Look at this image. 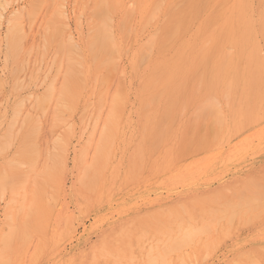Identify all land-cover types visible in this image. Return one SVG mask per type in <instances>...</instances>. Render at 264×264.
Listing matches in <instances>:
<instances>
[{
    "label": "rangeland",
    "instance_id": "obj_1",
    "mask_svg": "<svg viewBox=\"0 0 264 264\" xmlns=\"http://www.w3.org/2000/svg\"><path fill=\"white\" fill-rule=\"evenodd\" d=\"M0 4V145L11 136V143H6L10 147L0 151V174L4 170L9 178L4 181L0 176L8 183L2 186L9 188L0 187V236L13 229L5 241L10 245L0 240V263L19 264L24 259L21 264L35 260V264H149L146 258L154 256L156 264L165 260L170 264H254V260L264 264V0H0ZM105 10L110 21L101 17ZM101 19L112 28L108 31L114 44H105L115 46L118 55L108 53L106 45L99 47L103 38L96 30L103 26L99 28ZM172 28L180 36L176 31L173 36ZM57 30L60 36L53 33ZM66 41L77 45L72 46L75 54L71 48L65 50ZM9 45L20 47L10 46V50ZM65 57L75 63L71 60L69 65ZM73 69L79 70V78L68 74ZM207 98L211 105L216 99L223 120L210 114L211 105L201 108ZM42 100L45 106L39 105ZM200 108L203 112L198 115ZM218 120L222 122L219 132ZM8 161H14L13 165ZM258 187H263L260 199L255 193ZM224 209V218L220 219V213L214 217ZM232 211L236 214L230 223ZM206 224L211 229L204 233ZM184 225L204 232L194 234L187 248L177 247L160 261L158 253L166 255L164 245L168 251L177 229L180 244ZM23 233L31 237L24 241Z\"/></svg>",
    "mask_w": 264,
    "mask_h": 264
},
{
    "label": "bare ground",
    "instance_id": "obj_2",
    "mask_svg": "<svg viewBox=\"0 0 264 264\" xmlns=\"http://www.w3.org/2000/svg\"><path fill=\"white\" fill-rule=\"evenodd\" d=\"M255 1H256V0H255ZM255 3H256V2H255ZM259 5H261V3H259ZM0 7L2 8L1 4H0ZM104 7H105V6H104ZM101 8L103 9L102 11H104V8H103V7H101ZM2 9H3V8H2ZM218 9H219V8H218ZM250 9H251V8H250ZM33 10H34V9H33ZM3 11H4V10H3ZM105 11H106V12H105V15H102V14L100 13V14H101V17H102L103 19H104V17L106 16V14L108 13V12H107L108 10H105ZM220 11H221V10H220ZM225 11H226V10H225ZM33 12H34V11H33ZM252 12H253V11H252ZM188 13H189V12H188ZM226 13H227V12H226ZM245 13H246V12H245ZM33 14H35V13H33ZM33 14H32V16H33ZM103 14H104V13H103ZM180 14L182 15V13H180ZM13 15H14V14H13ZM181 15H179V16H181ZM220 15H222V14L219 13V17H220ZM233 15H234V14H233ZM244 15H245V14H244ZM0 16H1V15H0ZM98 16H99V18H101L100 15H98ZM98 16H97V17H98ZM154 16H155V15H154ZM179 16H178V17H179ZM245 16H246V15H245ZM248 16H249V15H248ZM1 17H2V16H1ZM174 17H175V16H174ZM227 17H228V16H227ZM107 18H108V17H107ZM189 18H190V16H189ZM189 18H188V19H189ZM239 18H240V17H239ZM244 18H245V20L248 19L247 17H244ZM246 18H247V19H246ZM251 18H252V17H251ZM105 19H106V17H105ZM152 19H153V18H152ZM177 19L179 20V18H177ZM177 19H176V21H177ZM188 19H186V21H187ZM217 19H218V18H217ZM12 20H13V19H11V21H12ZM106 20H107V19H106ZM108 20H109V18H108ZM108 20H107V21H108ZM147 20H148V19H147ZM218 20H221V19L219 18ZM218 20H217V22H218ZM229 20H230V19H229ZM1 21H2V20H1ZM8 21H9V19H8ZM8 21H7V22H8ZM11 21H10V22H11ZM48 21H50V20H48ZM51 21H52V20H51ZM101 21H102V22H101ZM104 21H105V20H102V19L100 20L99 28L101 27L100 25L103 24V26L107 27L108 29H107V28L104 29L103 26H102L100 29H98V26H97V29H98V30H96V34H97V36L100 37V39L103 38V43H101V42L99 43L100 45H102V44H103V45H102V46H99V47H103V46L105 47V45H106V44L109 45V43H110V44H112V43L114 44V42H112V40H111V39H112V36H111V35H112V34H111L112 32L108 31V30H111L112 28H111L110 26H108V24H106V22H105V24H104ZM109 21H110V20H109ZM179 21H180V20H179ZM226 21H227V20L225 19V22H226ZM249 21H250V20H249ZM252 21H253V20H252ZM263 21H264V15H263ZM174 22H175V21H174ZM174 22H173V23H174ZM217 22H216V23H217ZM8 23H9V22H8ZM53 23H54V22H53ZM93 23H94V22H93ZM147 23H148V22H147ZM177 23L180 24L178 21H177ZM177 23L175 22L174 25H173L172 27H174L175 24H177ZM185 23H186V22H185ZM243 23H245L244 25H246V22H243ZM13 24H14V23H13ZM49 24H50V23H49ZM55 24H56V23H54V26H55ZM57 24H58V23H57ZM91 24H92V23H91ZM168 24H169V23H168ZM168 24H167V25H168ZM178 24L174 27L175 29H176V27H178ZM186 24H187V23H186ZM206 24H207V22H206ZM167 25H166L165 27H167ZM181 25H182V24H181ZM224 25H225V24H224ZM237 25H238V24H237ZM237 25H236V26H237ZM15 26H16L15 24L12 25V27H13V29H14V32L16 31L15 28H14ZM51 26H52V25H51ZM57 26L59 27L60 25H57ZM121 26H123V25H121ZM144 26H145V25H144ZM187 26H188V24H187ZM215 26H217V25L215 24ZM226 26H227V25H226ZM233 26H234V25H233ZM241 26H242V24H241ZM12 27L10 26V28H11V29L9 28L10 31L12 30ZM17 27H18V26H17ZM46 27H47V29H48V26H46ZM55 27H56V26H55ZM58 27H57V28H58ZM145 27H146V26H145ZM188 27H189V26H188ZM222 27H223V26H222ZM231 27H232V26H230V28H231ZM243 27H245V26H243ZM243 27H242V29H243ZM252 27H253V26H252ZM53 28H54V27H53ZM53 28H52L51 30H54ZM59 28H60V27H59ZM62 28H64V27H62ZM174 28H172L173 32H172V30L170 31V32H172L173 34L169 32L170 35L172 34L173 36H175V34L177 33V30H175ZM185 28H186V27H185ZM195 28H196V26H195ZM219 28H220V26H219ZM9 29H8V33L10 32ZM26 29H27V28H26ZM55 29H56V28H55ZM102 29H103V31H105V32L102 33ZM116 29H117V28H116ZM119 29H120V28H119ZM165 29H166V28H165ZM169 29H170V27H169ZM177 29H178V28H177ZM233 29H234V27H233ZM246 29H247V28H246ZM17 30H18V29H17ZM19 30H21V28H20ZM92 30H93V29H92ZM99 30H101V32H100ZM128 30H129V32H130V29H128ZM179 30H180V32L182 33V31H181V27H180ZM185 30H186V29H185ZM187 30H188V29H187ZM228 30H229V29H228ZM228 30H225V31H228ZM234 30H235V29H234ZM234 30H232V32H233ZM21 31H23V30H21ZM21 31H20V32H21ZM36 31H37V30H36ZM58 31L61 32V30H57V33H56L55 31H54L53 33H55V35L58 36V35H59ZM98 31H99L100 33H99ZM175 31H176V33L174 34ZM109 32H110V33H109ZM163 32H164V31H163ZM212 32H213V31H212ZM215 32H216V31H215ZM232 32H231V33H232ZM248 32H250V31L248 30ZM51 33H52V31H51ZM51 33H50V34H51ZM101 33H102V34H101ZM154 33H155V35H156V32H154ZM169 33H168V34H169ZM183 33H184V32H183ZM183 33H182V34H183ZM186 33H187V31H186ZM188 33H189V32H188ZM188 33H187V34H188ZM11 34H12V33H11ZM11 34H9L8 37H10ZM94 34H95V33H94ZM96 34H95V35H96ZM98 34H101V35H98ZM109 34H110V35H109ZM128 34H129V33H128ZM182 34H181V37H182ZM191 34H192V33H191ZM243 34H244V33H243ZM6 35H7V32L5 33V37H6ZM33 35H34V34H33ZM51 35H52V34H51ZM153 35H154V34H153ZM163 35H164V34H163ZM165 35H166V34H165ZM170 35H169V37H170ZM177 35H179V34L177 33ZM203 35H204V34H203ZM232 35H233V33H232ZM244 35H245V34H244ZM250 35H251V33H250ZM13 36H14V34H13ZM45 36H46V34H45ZM59 36H60V35H59ZM97 36H95V37L97 38ZM120 36H121V35H120ZM173 36H172V37H173ZM179 36H180V35H179ZM179 36H177V39L180 38ZM192 36H193V35H192ZM194 36H195V35H194ZM29 37H30V35H29ZM37 37H38V36H37ZM110 37H111V38H110ZM118 37H119V36H118ZM155 37H156V36L151 37V38L149 37V38L152 40V39H155ZM175 37H176V36H175ZM12 38H13V37H12ZM16 38H17V37H16ZM50 38H51V37H50ZM127 38H128V37H127ZM167 38H168V37H167ZM193 38H194V37H193ZM250 38L252 39V37H250ZM250 38H249V39H250ZM42 39H43V38H42ZM66 39H67V38H66ZM98 39H99V38H98ZM98 39H96V40L94 39V40H95V41H94L95 43H93V44H96V41H97ZM100 39L98 40V42L100 41ZM120 39H121V38H120ZM150 39H148V41H147V40H146V41L149 43V42H150ZM168 39H169V38H168ZM168 39H167V42H166V43H168ZM181 39H182V38H181ZM187 39H188V38H186V41H187ZM191 39H192V38H191ZM232 39H233V38H232ZM71 40H72V39H71ZM117 40H118V39H117ZM126 40H127V39H126ZM169 40H171V38H170ZM189 40H190V39H189ZM238 40H239V39H238ZM9 41H10V40H9ZM11 41H12V40H11ZM17 41H18V39H17ZM67 41H69V38H68ZM67 41H66V42H67ZM153 41H154V40H153ZM156 41H157V40H156ZM177 41H180V40H177ZM181 41H183V40H181ZM186 41H185V39H184V42H186ZM213 41H214V40H213ZM250 41H252V40H250ZM59 42H60V41H59ZM70 42H71V41H70ZM98 42H97V43H98ZM105 42H106V44H105ZM111 42H112V43H111ZM147 42H146V43H147ZM172 42H173V40H172ZM184 42H183V44H184ZM190 42H191V41H190ZM214 42H215V41H214ZM233 42H234V40H233ZM243 42H244V40H243ZM44 43H45V42H44ZM118 43H119V42H118ZM146 43L144 42L143 45H146ZM153 43H154V42H152V43L150 44V46H152ZM166 43H165V45H166ZM173 43H174V42H173ZM187 43H188V42H187ZM187 43H186V44H187ZM207 43H208V41L205 43V45H206ZM229 43H230V42H229ZM236 43H237V41H236ZM251 43H252V42H250V45H251ZM8 44H9V43H8ZM10 44H11V42H10ZM12 44H13V42H12ZM49 44H50V42H49ZM61 44H62V43H61ZM68 44H69V45H68ZM73 44H74V43H73ZM73 44L71 45V43H68V42H67V44H65V50H66V49H67V50H70V48H71V50H74V51H72V53H74L75 50L77 51V49H76L75 47H72V46H77V45H73ZM93 44H92V46H94ZM170 44H171V43H170ZM14 45H15V44H14ZM14 45H9V47H10V46H13V47H14ZM16 45H17V44H16ZM16 45H15V46H16ZM67 45H68V47H67ZM70 45H71V46H70ZM90 45H91V44H90ZM108 45H106V46H108ZM156 45H157V44L155 43L154 46H156ZM176 45L178 46L179 44L177 43ZM205 45H204V46H205ZM229 45H230V44H229ZM229 45L227 46L228 48L230 47ZM92 46H91V47H92ZM233 46H234V43H233ZM17 47H20V46H17ZM17 47H16V48H17ZM55 47L57 48V46H55ZM58 47H59V46H58ZM61 47H62V46H61ZM66 47H67V48H66ZM99 47H98V49H96V50H99V49H100ZM104 47H103V48H104ZM108 47H109V48L106 49V50L108 51V53L112 52L111 54L114 55V54H113V52H114V53H117V55H118V52L116 51L117 49L115 48V49H116V50H115L116 52H115L114 49H113V47H115V46H113V47L108 46ZM110 47H111V48H110ZM129 47H130V46H129ZM202 47H203V46H202ZM14 48H15V47H14ZM16 48H15V49H16ZM105 48H106V47H105ZM155 48H156V47H154L153 49H155ZM17 49H18V48H17ZM101 49H102V48H101ZM111 49H112V50H111ZM230 49H231V47L229 48V50H230ZM248 49H249V48H248ZM248 49H247V50H248ZM10 50H11V47H10ZM35 50H37V49L35 48ZM102 50H103V49H102ZM109 50H110V52H109ZM147 50H148V49H147ZM227 50H228V49H227ZM227 50H226V52H227ZM242 50H243V49H242ZM37 51H38V50H37ZM104 51H105V50H103V52H104ZM126 51H127V50H126ZM200 51H201V49H200ZM9 52H11V51H9ZM14 52H15V51H14ZM14 52L12 53L13 56H15ZM150 52H151V50H150ZM250 52H251V51H250ZM15 53H16V52H15ZM54 53H55V52H54ZM66 53H67V54H66L65 56L68 55V51H66ZM97 53H98V52H97ZM97 53H96V55H97ZM125 53H127V52H125ZM203 53H204V52H202V54H203ZM246 53H247V56H248L249 53H248L247 51H246ZM12 54H10V55H12ZM62 54H63V52H62ZM69 54H71V51L69 52ZM74 54H75V53H74ZM111 54H110V56H111ZM134 54H135V53H134ZM181 54H182V53H181ZM90 55H91V54H90ZM108 55H109V54H108ZM132 55H133V54H132ZM141 55H142V54H141ZM144 55H145V54H144ZM144 55H143V56H144ZM251 55H252V54H251ZM53 56H54V57H52V59L54 58V60H55L56 53H55ZM61 56H62V55H61ZM76 56H78V55L76 54ZM145 56H146V55H145ZM218 56H219V55H218ZM240 56H241V55H240ZM247 56L244 57V58H247ZM70 57H71V56H70ZM78 57H80V56H78ZM65 58L68 59V64L71 63L72 61L74 62L73 59H71V60H72V61H71L70 58H68V57H65ZM250 58H251V57H250ZM250 58H249V59H250ZM252 58H253V57H252ZM13 59H14V58H13ZM145 59H147V58L145 57ZM204 59H205V58H204ZM261 59H262V58H261ZM60 60H61V59H60ZM65 60H66V59H65ZM109 60H110V59H109ZM117 60H118V58H117ZM141 60H142V59H141ZM141 60H140V62H141ZM103 61H104V60H103ZM112 61H113V60H112ZM201 61H202V60H201ZM203 61H205V60H203ZM203 61H202L201 63H203ZM214 61H215V59H214ZM52 62H53V61H52ZM73 62H72V63H73ZM76 62H77V61H76ZM113 62H114V61H113ZM53 63H54V62H53ZM53 63H52V64H53ZM72 63H71V64H72ZM74 63H75V62H74ZM102 63H103V62H102ZM102 63H101V64H102ZM104 63H105V62H104ZM104 63H103V64H104ZM106 63H107V61H106ZM114 63H115V62H114ZM141 63H142V62H141ZM59 64H61V63L59 62ZM107 64H108V63H107ZM107 64H106V65H107ZM204 64H205V63H204ZM204 64H203V66H204ZM231 64H232V63H231ZM233 64H234V63H233ZM20 65H21V64H20ZM69 65H70V64H69ZM76 65H77V66H80V64H77V63L74 64V66H76ZM199 65H200V64H199ZM229 65H230V64H229ZM240 65H241V64H240ZM22 66H23V65H22ZM51 66H52V65H51ZM59 66H60V65H59ZM59 66H58V67H59ZM72 66H73V65H72ZM111 66H112V63H111ZM230 66H231V65H230ZM232 66H233V65H232ZM26 67H27V66H26ZM58 67H57V69H58ZM80 67H81V66H80ZM199 67H200V66H199ZM235 67H236V64H235ZM51 68H52V67H51ZM59 68H60V67H59ZM111 68H113V67H111ZM111 68H110V69H111ZM117 68H118V66H117ZM48 69H49V68H48ZM69 69H71L70 66L68 67V70H67V71H69ZM107 69H108V66H107ZM107 69H106V70H107ZM113 69H114V68H113ZM198 69H200V68H198ZM198 69L195 70V73L198 71ZM203 70H204V67H203ZM57 71H58V70H57ZM70 71H71V70H70ZM75 71H76V72H75ZM77 71L79 72V70H74V69H73V71H71V73H68V74H69V75H71V74L74 75V73H75V75H76V73H78ZM116 71H117V70H115V72H116ZM250 71H251V70L249 69V72H250ZM58 72H59V71H58ZM84 72H85V71H84ZM113 72H114V70H113ZM202 72H204V71H202ZM257 72H258V71H256V73H257ZM263 72H264V71H263ZM45 73H46V72H45ZM105 73H106V72H105ZM111 73H112V72H111ZM78 74H79V73H78ZM78 74L76 75L77 78H79V77H78ZM80 74H81V73H80ZM80 74H79V75H80ZM103 74H104V73H103ZM160 74H162V73H160ZM200 74H201V73H200ZM200 74H199V75H200ZM233 74H234V73H233ZM44 75H45V74H44ZM63 75H64V73H62V76H63ZM65 75H66V71H65ZM73 75H72V76H73ZM75 75H74V76H75ZM93 75H94V74H93ZM202 75H203V73H202ZM202 75H201V76H202ZM46 76H47V75H46ZM201 76H200V78H201ZM76 77H75V78H76ZM82 77H83V75H82ZM104 77H105V76H104ZM231 77H232V76H231ZM16 78H17V77H16ZM99 78H100V77H99ZM102 78H103V77H102ZM200 78H199V79H200ZM252 78H253V77L251 76V77H250V82L252 81ZM63 79H65L64 76H63ZM201 79H203V78H201ZM258 79H259V80H262V79H263V76L260 75V76L258 77ZM99 80H100V79H99ZM101 80H102V79H101ZM101 80H100V81H101ZM244 80H245V78H244ZM79 81H82V82H83V79L81 78V80H79ZM100 81H99V82H100ZM104 81L106 82L105 84L107 85V81H108V80H106V78H105ZM156 81H157V79H156ZM200 81H201V80H200ZM40 82H41V81H40ZM210 83H211V82H210ZM99 84H100V83H99ZM101 84H102V83H101ZM199 84H200V83H199ZM202 84H203V83H202ZM98 86H99V85H98ZM18 87H19V86H18ZM121 87H122V86H121ZM20 88H21V87H20ZM52 88H53V87L51 86V89H52ZM160 88H161V86H160ZM198 88H199V87H198ZM229 88H230V87H229ZM18 89H19V88H18ZM104 90H105V89H104ZM162 90H163V89H162ZM50 91H51V90H50ZM183 91H184V90H183ZM210 92H212V91H210ZM196 93H197V92H196ZM228 93H229V92H228ZM49 94H50V93H49ZM58 94L60 95V93H58ZM159 94H160V96H161V92H160ZM2 96H3V95H2ZM29 96H30V95H29ZM209 96H210V95H209ZM30 97H31V96H30ZM42 98H43V97H42ZM46 98H47V97H46ZM101 98H102V95H101ZM140 98H141V97H140ZM104 99H105V98H104ZM157 99H159V97H158ZM157 99H156V102H157ZM38 100H39V99H38ZM38 100H37V103H38ZM43 100H44V99H43ZM43 100H42V102H39V105H40V103H42V104L45 106V103H44L45 101H43ZM57 100H59L58 97H57L56 101H57ZM118 100H119V99H118ZM149 100H150V99H149ZM207 100H208V98H207ZM213 100H214L213 102H214V105H215V106H214L213 104L211 105V103H210L209 100H208V103H205V101H204V102H202L203 104H201V105L207 104V105H204L205 107L211 105V106H210V110H209V111H211L210 114L215 113L214 115H215V116L217 115V116H216L217 119L220 118L221 120H223V118H221V117H222V114L219 113V114H221V116L218 114L219 107L216 106V105H217V103L215 102L216 99L214 98ZM34 101H36V100H34ZM90 101H91V100H90ZM152 101H153V100H152ZM211 101H212V100H211ZM48 102H49V101H48ZM176 102H177V100H176ZM206 102H207V101H206ZM213 102H212V103H213ZM66 103H67V102H66ZM87 103H88V102H87ZM104 103H105V101H104ZM104 103H103V104H104ZM209 103H210V104H209ZM16 104H17V103H16ZM18 104H21V103L19 102ZM30 104H31V103H30ZM34 104H35V102H34ZM46 104H48V103H46ZM57 104H59V103L57 102ZM69 104H70V103H69ZM90 104H92V103H90ZM113 104H114V103H113ZM171 104H172V102H171ZM220 104H221V103H220ZM31 105H32V104H31ZM31 105H30V106H31ZM35 105H37V107H38V104H35ZM60 105H61V104H60ZM101 105H102V104H100V106H101ZM158 105H159V103H158ZM218 105H219V104H218ZM46 106H47V105H46ZM71 106H72V105H71ZM204 106L201 107V108H203V109H207V107L205 108ZM239 106H240V105H239ZM37 107H36V108H37ZM64 107H66V106L63 105V109H64ZM89 107H90V106L87 107V105H86V108H89ZM183 107H184V106H183ZM183 107H182V109H183ZM215 107H216V108H215ZM13 108H14V107H13ZM40 108H41V107H40ZM45 108H46V107H45ZM102 108H103V107H102ZM169 108H170V107H169ZM201 108H200V109H197L198 112L196 111V112L198 113V115L201 114L200 111L203 112V109L201 110ZM217 108H218V109H217ZM139 109H140V108H139ZM224 109H226L225 106H224ZM66 110H67V109H66ZM84 110H85V109H84ZM99 110H100V108H99ZM16 111H17V110H16ZM55 111H56V110H55ZM85 111H86V110H85ZM110 112H112V109H111ZM257 112H259V111H257ZM58 113H59V112H58ZM90 113H91V112H90ZM112 113H113V112H112ZM197 113H194V114L196 115ZM60 114H64V113H60ZM83 114H84V112H83ZM152 114H153V113H152ZM210 114H209V115H210ZM24 115H25V114H24ZM24 115H23V117H24ZM28 115H29V114H28ZM166 115H168V114H166ZM198 115H196V117H197ZM255 115H256V114H255ZM25 116H26V115H25ZM112 116H113V115H112ZM175 116H176V114H175ZM211 116H212V115H211ZM218 116H219V117H218ZM242 116H243V115H242ZM258 116H259V115H258ZM258 116H257V117H258ZM262 116H263V115H262ZM29 117H30V116H28V118H29ZM98 117H99V116H98ZM260 117H261V116H260ZM260 117H259V118H260ZM31 118H32V117H31ZM88 118H89V117H88ZM96 118H97V117H96ZM164 118H165V117H164ZM192 118H193V117H192ZM213 118H214V117L212 116L211 119H213ZM239 118H240V116H239ZM239 118H237V119L239 120ZM241 118H242V117H241ZM259 118H258L257 120H259ZM23 119H24V118H23ZM23 119H22V120H23ZM197 119H198V117H197ZM197 119H196V120L194 119V120L197 121ZM204 119H205V117H204ZM254 119H255V118H254ZM260 119H261V118H260ZM15 120H16V119H15ZM15 120H14V121H15ZM22 120H21V121H22ZM87 120H89V119H87ZM221 120H218V122H216L218 125H220V128H219V127L217 126V124H216V126H217V131H218V132L220 131L219 129H221V126H222V122H221V124H219V122H220ZM28 121H29V119H28ZM93 121H94V120H93ZM95 121H96V120H95ZM202 121L204 122L205 120H202ZM242 121H243V120H242ZM242 121H241V122H242ZM25 122H27V121H25ZM31 122H32V121H31ZM39 122H40V121H39ZM172 122L174 123V121H172ZM211 122H212V121H211ZM213 122H214V119H213ZM224 122H225V121H224ZM236 122H237V121H236ZM28 123H30V121H29ZM33 123H34V122H33ZM33 123H32V124H33ZM60 123H61V122H60ZM30 125H31V124H30ZM34 125H36V123H34ZM192 125H193V123H192ZM192 125L190 126V128L192 127L191 131H192V134H193V126H192ZM208 125H209V128H210V124H208ZM237 125H238V124H237ZM10 126H11V125H10ZM22 126H23V125H22ZM39 126H40V125H39ZM69 126H70V125H69ZM211 126H212V125H211ZM11 127H13V126H11ZM27 127H29V126H27ZM27 127L25 126L24 129H27ZM30 127H32V126H30ZM143 127H144V126H143ZM163 127H164V126H163ZM21 128H22V127H21ZM21 128H20V129H21ZM35 128H36L37 130H39V128H37V127H35ZM55 128H56V127H55ZM203 128H204V127H203ZM11 129H12V128H11ZM11 129H9V131H12ZM24 129H22V130L24 131ZM28 129H29V128H28ZM32 129H34V128H32ZM56 129H57V128H56ZM67 129H68V127H67ZM69 129H70V127H69ZM71 129H72V127H71ZM84 129H85V128H84ZM34 130H35V129H34ZM142 130H143V129H142ZM202 130H203V129H202ZM212 130H213V128H212V129L210 128V131H211V132H212ZM25 131H26V130H25ZM210 131H209V132H210ZM237 131H238V130H237ZM6 132H8V131H6ZM15 132H16V131H15ZM83 132H84V131H83ZM218 132H217V133H218ZM17 133H19V131H17ZM17 133H16V134H13V136L15 135V138L17 137ZM20 133H21V132H20ZM22 133H23V132H22ZM24 133H26V132H24ZM53 133H54V132H53ZM69 133H70V132H69ZM6 134H11V133L8 132V133H6ZM34 134H35V133H34ZM163 134H164V133H163ZM170 134H171V133H170ZM211 134H213V132H212ZM211 134H210V135H211ZM11 135H12V134H11ZM19 135H20V134H19ZM31 135H32V133H31ZM80 135H81V134H80ZM161 135H162V134H161ZM217 135H218V134H217ZM222 135H223V134H221V136H222ZM3 136H4V135H3ZM20 136H21V135H20ZM22 136H23V135H22ZM81 136H82V135H81ZM189 136H191V134H189ZM6 137H7V136H6ZM27 137H28V136H27ZM34 137H35V136H34ZM116 137H117V136H116ZM142 137H143V136H142ZM142 137H141V138H142ZM1 138H3V137H1ZM7 138H8V137H7ZM9 138H10L9 141L6 139V140H7V141L5 140L6 142H4V141L1 142L0 147H1L3 144H4V146L0 148V149H1L0 151H4V150H5V147L8 146V144H6V143H11V142H10V141H11V136H9ZM15 138H14L13 140H15ZM36 138H37V137H36ZM59 138H60V137H59ZM59 138H58V139H59ZM80 138H81V137H80ZM202 138H204V135L202 136ZM215 138H216V137H214V138H212V139L214 140ZM20 139H21V138H20ZM22 139H23V138H22ZM22 139H21V140H22ZM17 140H18V139H17ZM121 140H122V139H121ZM191 140H192V139H191ZM191 140H190V141H191ZM57 141H58V140H57ZM160 141H161V140H160ZM13 142H14V141H13ZM21 142H23V141H21ZM61 142H62V141H61ZM2 143H3V144H2ZM33 143H34V142H33ZM13 144H14V143H13ZM22 144H23V143H22ZM35 144H37V143L35 142ZM63 144H64V143H63ZM114 144H115V143H114ZM159 144H161V143H159ZM5 145H6V146H5ZM25 145H26V144H25ZM29 145H30V144H29ZM121 145H122V144H121ZM18 146H19V145H18ZM35 146H36V145H35ZM44 146H45V145H44ZM204 146H206V143H205ZM8 147H10V144H9ZM155 147H156V146H155ZM2 148H3V149H2ZM56 148H57V147H56ZM113 148H114V147H113ZM7 149H8V148H7ZM18 149H20V148H18ZM36 149H37V147H36ZM36 149H35V151H36ZM242 149H244V147H243ZM38 150H39V149H38ZM54 150L56 151V149H54ZM237 150H238V149H237ZM20 151H21V150H20ZM22 151H23V149H22ZM24 151H25V150H24ZM17 152H18V150H17ZM160 152H161V151H160ZM112 153H114V151H113ZM0 154H1V153H0ZM43 154H44V153H43ZM65 156H66V155H65ZM19 157H20V156H19ZM93 157H94V155H93ZM146 157H147V156H146ZM159 157H160V156H159ZM31 158H32V157H31ZM169 158H170V156H169ZM20 159H21V158H20ZM32 159H33V160L35 159V162H36V156H35L34 158H32ZM14 160H15V159H14ZM27 160H28V159H27ZM83 160H84V159H83ZM110 160H111V159H110ZM161 160H162V159H161ZM22 161H24V159H22ZM65 161H66V160H65ZM209 161H210V160H209ZM8 162H9V161H8ZM13 162H14V161L9 162V163H12V165H13ZM16 163L18 164V162H16ZM16 163H15V164H16ZM23 163H24V162H23ZM28 163H29V160L27 161V164H28ZM33 163H34V162H33ZM226 163H227V162H226ZM19 164H21V163H19ZM27 164L25 163V164H21V165H25V166H27ZM31 164H32V163H31ZM39 164H40V163H39ZM185 164H186V163H185ZM203 164H204V163H203ZM207 164H208V163H207ZM6 165H7V164H6ZM8 165H9V164H8ZM65 165H66V164H65ZM166 165H167V164H166ZM200 165H201V164H200ZM200 165H198V166H200ZM9 166H10V165H9ZM28 166H29V165H28ZM85 166H86V165H85ZM85 166L83 167V168H84L83 173H84V171H86V170H85V169H86ZM110 166H111V164H110ZM201 166H202V165H201ZM201 166H200V167H201ZM7 167H8V166H7ZM7 167H3L2 169L7 168ZM89 167H91V166L88 165V169H89ZM203 167H204V166H203ZM23 168H24V167H23ZM32 168H33V167H32ZM115 168H116V166H115ZM115 168L113 169L114 171H115ZM144 168H145V167H144ZM40 169H41V168H40ZM65 169H66V168H65ZM198 169H200V168L198 167ZM8 170H9V169H8ZM10 170H11V169H10ZM23 170H24V169H23ZM26 170H27V168H26ZM81 170H82V169H81ZM111 170H112V167H111ZM164 170H165V169H164ZM196 170H197V169H196ZM201 170H202V169H201ZM205 170H206V169H205ZM3 171H4V170H3ZM3 171H1L2 173L0 174V176H2L3 173L5 172V171H4V172H3ZM107 171H108V170H106V172H107ZM167 171H168V170H167ZM176 171H177V170H176ZM202 171H203V170H202ZM6 172H7V171H6ZM9 172H10V171H9ZM9 172H8V174H9ZM39 172H40V171H39ZM164 172H165V171H164ZM204 172H205V171H204ZM83 173H82V174H83ZM115 173H116V172H115ZM196 173H197V172H196ZM200 173H201V172H200ZM28 174H29V173H28ZM28 174H27V175H28ZM84 174H86V172H85ZM106 174H107V173H106ZM154 174H155V173H154ZM15 175H17V174H15ZM18 175H20V173H19ZM21 175H22V174H21ZM23 175H24V174H23ZM34 175H36V174L34 173ZM34 175H33V176H34ZM6 176H7V174H6ZM37 176H38V175H37ZM127 176H128V175H127ZM4 177H5V176L3 175L1 178L4 179ZM30 177H31V176H30ZM34 177H35V176H34ZM34 177H33V178H34ZM112 177H114V176H112ZM148 177H149V176H148ZM16 178H20V177L18 176V177H16ZM16 178H14V179H16ZM80 178H81V176H80ZM80 178H79V180H80ZM83 178H85V176H84ZM116 178H117V177H116ZM20 179H22V178H20ZM20 179H19V181H20ZM23 179H24V180H27V176H26V179H25V178H23ZM34 179L36 180L37 178H34ZM147 179H148V178H147ZM5 180H9V178L5 177L4 181H5ZM4 181L0 180V187H3V188H4L5 185H7V187H8V183H7V184H4V183H5ZM11 181H12V179H11ZM41 181H42V180H41ZM128 181H129V180H128ZM167 181H168V180H167ZM1 182H2L3 184H2ZM6 182H7V181H6ZM12 182H13V181H12ZM12 182H11L10 184H12ZM17 182H18V181H17ZM21 182H22V181H21ZM25 182H26V181H24V183H21V185H22V184L24 185ZM102 182H103V180H102ZM102 182H101V183H102ZM13 183L15 184V182H13ZM19 184H20V183H19ZM19 184H17V185H19ZM2 185H4V186H2ZM15 185H16V184H15ZM23 185H22V186H23ZM110 185H111V184H110ZM257 185H258V184H257ZM102 186H103V185H102ZM102 186H101V187H102ZM105 186H106V185H105ZM254 186H255V184H254ZM10 187H11V185H10ZM12 187H13V185H12ZM12 187H11V188H12ZM111 187H112V185H111ZM97 188H98V187H97ZM109 188H110V187H109ZM259 188H261V187H258V188L256 189V191L258 190V192H255V193H258V194L260 195V196H259V199H260V198H261V195H262V191H263L262 189H263V187L261 188V190H260ZM1 189H2V188H1ZM4 189H5V191H6V190L9 189V188H7V189L4 188ZM4 189H2V190L4 191ZM21 189L24 190V187H21ZM69 189H70V188H69ZM22 190H21V191H22ZM27 190H28V189H27ZM102 190H103V189H102ZM259 190H260V191H259ZM161 191H162V190H161ZM254 191H255V190H254ZM100 192H101V190H100ZM260 192H261V193H260ZM0 193H2V192H0ZM44 193H45V192H44ZM255 193H254V194H255ZM7 194H8V192H7ZM9 194H10V193H9ZM97 194H98V193H97ZM263 194H264V191H263ZM0 195H3V194H0ZM21 195L24 196V195H25V192L22 193ZM97 196H98V195H97ZM97 196H96V198H97ZM262 196H263V195H262ZM24 197H25V196H24ZM100 197H102V196H100ZM1 198H2V196H1ZM9 198H11V197H9ZM20 198H21V197H20ZM247 198H248V197H247ZM263 198H264V197H263ZM263 198H262V199H263ZM11 199H12V198H11ZM11 199H10V201L13 200V199H12V200H11ZM99 199H100V198H99ZM99 199H98V200H99ZM101 199H102V198H101ZM256 199H258V198H253L254 202H256L255 205H257V204L260 205L259 203H257L258 200H256ZM20 200H21V199H20ZM250 200H251V202H253L252 199H250ZM0 201H1V200H0ZM10 201H9V203H10ZM23 201H24V200H23ZM244 201H245V199H244ZM260 201H261V200H260ZM258 202H259V201H258ZM262 202H263V201H262ZM20 203H23V202L21 201ZM20 203H18L17 206H18ZM237 203H238V202H237ZM246 203H247L246 205H248V201H246ZM6 204H7V203H6ZM263 204H264V203H263ZM263 204L261 203L262 206H263ZM61 205H62V204H61ZM149 205H150V204H149ZM221 205H222V204H221ZM228 205H229V204H228ZM240 205H241V204H240ZM246 205H245V206H246ZM9 206H10V205H9ZM20 206H21V204L19 205V211L22 210V209H21L22 207L20 208ZM22 206H23V205H22ZM230 206H233V205H230ZM235 206H237V205H235ZM235 206H234V207H235ZM252 206H253V205H252ZM252 206H251V207H252ZM10 207H11V206H10ZM237 207H239V206H237ZM237 207L235 208V211H236ZM255 207H257V206H255ZM10 209H11V208H10ZM27 209H28V211H29V205H28ZM56 209H57V208H56ZM248 209H249V207H248ZM15 210H16V212L18 213L17 209H15ZM226 210H227V209H224L223 211H221V210H220V211H217V214H218V215L215 214L214 217H217V218H218L219 213H220V219H221V218H224V216H225V214H226V212H227ZM231 210H232V207H231ZM252 210H253V209H252ZM254 210H255V209H254ZM262 210H263V208H262ZM225 211H226V212H225ZM237 211H238V210H237ZM16 212H15V213H16ZM222 212H223V213H222ZM239 212H240V211H239ZM244 212H245V211H244ZM244 212H243V213H244ZM17 213H16V214H17ZM82 213H83V212H82ZM213 213H215V210H214ZM224 213H225V214H224ZM232 213H234V212L232 211ZM232 213H230V215L228 216V220H229L228 222H230V217H231V219H232V218L234 219L233 216H235L236 213H234V214H232ZM260 213H261V212H260ZM221 214L224 215V216H222ZM54 215H55V214H54ZM66 215H67V214H66ZM66 215H65V216H66ZM8 216H10V215H8ZM16 216H17V215H15V219H16ZM25 216H26V215H25ZM70 216H72V215H70ZM256 216H257V215H256ZM54 217H55V216H54ZM247 217H248V216H247ZM10 218H11V217H10ZM24 218H27V216L24 217ZM248 218H249V217H248ZM220 219H219V220H220ZM233 219H232V220H233ZM248 220H249V219H248ZM69 221H70V220H69ZM69 221H68V222H69ZM207 221L210 222L209 219H208ZM207 221H206V222H207ZM8 222L11 223V220H8ZM57 222H58V221H57ZM178 222H179V221H178ZM24 223H25V222H24ZM51 223H52L53 226H54L55 223H53L52 221H51ZM230 223H232V222H230ZM257 223H258V222H257ZM27 224H28V222H27ZM216 224H217V223H216ZM66 225H67V224H66ZM68 225H69V224H68ZM114 225H115V224H114ZM178 225H179V223H178ZM206 225H207V224H206ZM206 225H204V226L206 227ZM9 226H10V225H9ZM180 226H181V225H180ZM192 226H193V225H192ZM192 226H189V227H187L186 225L183 226V229H182V237H180L182 240L180 239V244H177V243L179 242V238L177 237V234H178V231H180V230L177 229V234H176V237H177V238L174 237V238L172 239L173 244H174L175 241H176V243H175L174 245L172 244V246L170 245L172 248L168 245L169 248L171 249V250L168 249L169 252L166 250L167 248H165L166 246L164 245V244L166 243V241L169 239L168 237H170V236L167 235L168 237L166 238L165 243H163V245H164V249H165V250L163 249V246L160 247V249L162 248L161 251L164 250V251H162V252H165V253H166V255H164V253H162V254L164 255V257H163V256L160 257L161 255H159V253H158L159 251L157 250V247H156V245H155V248H156L155 252L158 251L157 253H158V256H159V260H160V261H163V260H165V258H167V253L169 254L171 251H175V250H177L178 248H181V247L184 246V245H185V246L188 245L187 243H190V242H192V241L194 240L193 238L196 237L195 235H197V234H202V233H201V230H202L201 227H197V228L200 229V230L197 229V230H198V232H197L196 227L193 226V227H195V229H194V228H192ZM204 226H202L203 229L205 228ZM12 227H13V226H10V229H11ZM49 227H50V226H49ZM68 227H69V226H68ZM178 227H179V226H178ZM253 227H254V226H253ZM13 228H16V227H13ZM65 228H66V227H65ZM112 228H113V227H112ZM179 228H180V227H179ZM214 228H215V227H214ZM250 228H251V227H250ZM7 229H8V227H7ZM7 229H6V230H7ZM51 229H52V226H51ZM208 229H211V225H207V228L204 229L205 232H204L203 230H202V232L206 233V230H208ZM215 229H216V228H215ZM215 229H214V231H216ZM11 230L13 231V229H11ZM56 230H57V229H56ZM195 230H196V232H195ZM12 231L8 232V234H11ZM52 231H53V230H52ZM65 231H67V230H65ZM110 231L112 232L113 230H110ZM257 231H258V230H257ZM58 232H60V231H58ZM58 232H57V233H58ZM102 232H103V231H102ZM208 232H209V230H208ZM5 233H6V232H5ZM25 233H26V232H25ZM55 233H56V232H55ZM55 233H53V234L55 235ZM137 233H139V232H137ZM179 233H180V232H179ZM196 233H197V234H196ZM8 234H7V235H8ZM40 234H41V233H40ZM49 234H50V233H49ZM69 234H70V233H69ZM194 234H195V235H194ZM2 235H3V234H2ZM7 235L5 236V234H4V236H5L4 238H2V237L0 236V237H1L0 240L2 241V239H4V240H3L4 242L6 241L7 238H8V240H9L10 237H7ZM23 235H24V237H25V238H24V241H25L26 238L31 237L29 234H28L29 236H26V234H24V233H23ZM60 235H61V232H60ZM60 235H57L58 238H59ZM112 235H113V234H112ZM37 236H38V235H37ZM43 236H44V235H43ZM110 236H111V235H110ZM194 236H195V237H194ZM203 236H204V235H203ZM11 237H13V236H11ZM22 237H23V236H22ZM66 237H67V236H66ZM68 237H69V236H68ZM100 237H101V236H100ZM103 237H104V236H103ZM53 238H54V237H53ZM59 239H60V238H59ZM65 239H66V238H65ZM162 239H163V238H162ZM192 239H193V240H192ZM27 240H28V239H27ZM29 240H30V242H31L32 238H30ZM29 240H28V241H29ZM62 240H63V239H62ZM174 240H175V241H174ZM3 241L1 242V244L3 243ZM21 241H22V240H21ZM24 241H23V242H24ZM28 241H27V242H28ZM48 241H49V240H48ZM54 241H55V240H54ZM100 241H101V240H100ZM113 241H114V240H113ZM149 241H150V240H149ZM172 241H171V242H172ZM33 242H34V241H33ZM50 242H51V241H50ZM158 242H160V241H158ZM171 242H170V244H171ZM181 242H182V243H181ZM9 243H10V241H8L7 243L5 242L4 245H8ZM37 243L39 244V242H37ZM53 243H54V242H53ZM141 243H142V241H141ZM153 243H154V242H153ZM223 243H224V242H223ZM54 244H55V243H54ZM99 244H100V243H99ZM111 244H112V243H111ZM149 244H150V243H149ZM181 244H182V245H181ZM4 245H3V246H4ZM9 245H10V244H9ZM26 245H27V243H26ZM97 245H98V244H97ZM177 245H180V247L177 246ZM192 245H193V244H192ZM38 246H39V245H38ZM40 246H41V244H40ZM56 246H57V244H56ZM56 246H54V247H56ZM98 246H99V245H98ZM185 246H184V248H185ZM189 246H190V245H189ZM189 246H188V247H189ZM27 247H28V246H27ZM52 247H53V246H52ZM146 247H147V246H146ZM177 247H178V248H177ZM191 247H192V246H191ZM1 248H2V247H1ZM119 248H120V247H119ZM149 248H151L150 245H149ZM149 248H148V252H147L148 254H149V252L151 251V249H149ZM173 248H174V249H173ZM186 248H187V246H186ZM29 249H30V248H29ZM29 249H27V250H29ZM37 249H38V248H37ZM47 249H48V247H47ZM56 249H57V248H56ZM56 249H54V251H55ZM182 249H183V247H182ZM7 250H9L8 247H7ZM38 250L40 251V249H38ZM41 250H42V248H41ZM35 251H36V249H35ZM50 251H52V250H50ZM179 251H180V250H179ZM8 252H9V251H8ZM23 252L25 253V251H23ZM23 252H22L21 256H22V255L24 256ZM36 252H37V251H36ZM17 253H18V252H17ZM26 253H27V252H26ZM34 253H35V252H34ZM34 253H33V254H34ZM49 253H50V252H49ZM53 253H54V252H53ZM151 253H152V251L150 252V254H151ZM179 253H180V252H179ZM241 253H242V252H241ZM27 254H28V253H27ZM148 254H147V255H148ZM205 254H206V255H204V257L207 256V251H205ZM239 254H240V253H239ZM244 254H245V253H244ZM244 254H242V255H244ZM13 255H14V254H13ZM30 255H32V253H31ZM145 255H146V254H145ZM147 255H146V256H147ZM23 256H22V257L19 256V257H20V260H21V258H24ZM36 256H37V254L33 257V260H34V258H35ZM174 256H175V254H174ZM238 256H239V255H238ZM19 257H17V260L19 259ZM26 257H27V256H26ZM38 257H39V254H38ZM99 257H100V256H99ZM153 257H154V256H151L152 261H150L151 259H149V257L146 258V260H148V263H149V264H152L153 261H154L155 264H156L157 261L154 260ZM207 257H208V256H207ZM250 257H251V256H250ZM36 258H37V257H36ZM36 258H35V259H36ZM161 258H162L163 260H162ZM169 258H170V256H169ZM252 258H253V257H252ZM0 259H1V258H0ZM12 259H13L14 262L17 261L16 259L14 260V258H12ZM155 259H156V258H155ZM193 259H194V258H193ZM246 259H247V258H246ZM130 260L132 261V258H131ZM180 260L183 261V259H180ZM202 260H203V258H202ZM249 260H251V259H249ZM13 261H12V262H13ZM18 261H19V260H18ZM23 261H24V259H22L21 261H19V264H21V262H23ZM149 261H150V262H149ZM160 261H159V262H160ZM35 262H36V260L34 261V264H35ZM109 262H111V260H110ZM183 262H184V261H183ZM183 262H179V263L182 264ZM188 262H189V259H188ZM233 262H234V261H233ZM251 262H252V261H251ZM254 262L257 263L258 261L256 262V261L254 260ZM1 263H5V264H6L5 261H4V262L2 261ZM1 263H0V264H1ZM15 263H16V262H15ZM15 263H14V264H15ZM101 263H102V261H101ZM160 263H161V264H170V261H169V260H168V261L165 260V262H160ZM160 263H159V264H160ZM252 263H253V262H252ZM255 263H254V264H255ZM7 264H9V263L7 262ZM12 264H13V263H12ZM17 264H18V263H17ZM153 264H154V263H153ZM183 264H184V263H183ZM257 264H258V263H257Z\"/></svg>",
    "mask_w": 264,
    "mask_h": 264
}]
</instances>
